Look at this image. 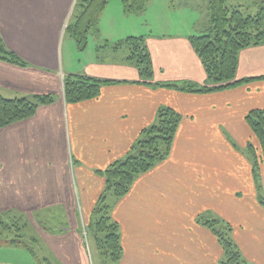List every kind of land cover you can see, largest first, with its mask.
Returning a JSON list of instances; mask_svg holds the SVG:
<instances>
[{"label":"crops","instance_id":"1","mask_svg":"<svg viewBox=\"0 0 264 264\" xmlns=\"http://www.w3.org/2000/svg\"><path fill=\"white\" fill-rule=\"evenodd\" d=\"M76 1L0 0V37L28 63L0 61V94L57 98L0 130V213L16 209L32 216L65 204L75 220L79 211L87 215L105 188L98 172L124 158L159 107L168 105L182 115L170 157L137 179L113 212L123 247L119 264H220L224 250L199 216L229 223L248 264H264V165L257 187L249 145L259 154L260 145L246 122L249 112L264 109V43L240 53L238 77L250 82L211 94L153 88L134 67L97 57L80 72L111 83L96 99L67 104L60 48ZM206 29L194 28L203 34ZM121 38L105 37L103 43ZM147 41L156 82L206 81L186 35ZM42 234L63 264H89L79 231Z\"/></svg>","mask_w":264,"mask_h":264},{"label":"trees","instance_id":"2","mask_svg":"<svg viewBox=\"0 0 264 264\" xmlns=\"http://www.w3.org/2000/svg\"><path fill=\"white\" fill-rule=\"evenodd\" d=\"M111 0H77L75 15L74 38L76 46L83 51L88 45V34L92 29L100 32V20ZM126 15L144 14L148 7V0H122ZM210 23L204 34L191 36L189 41L200 58L206 72V81L196 83L156 82L153 59L144 36L128 37L116 42L115 49L129 46L130 64L136 63L140 78L153 88H167L186 94H211L231 90L251 79H239L240 53L251 47H259L264 43V7L256 15H247L242 10L232 9L228 0H209ZM70 26L67 27V29ZM72 38V39H73ZM76 39V38H74ZM101 46L104 51L106 46ZM105 41V42H106ZM104 42V43H105ZM0 61L20 67L27 66V61L6 47L0 37ZM132 61V62H131ZM111 82L97 79L88 75L70 74L63 78V95L67 104H79L96 99L105 85ZM34 98L35 100H31ZM57 101L55 94L34 95L33 97H17L9 99L0 94V130L18 122L35 116L38 109L44 105H51ZM182 115L175 108L168 105L159 107L155 121L145 128L131 151L122 159L114 161L107 169L98 172L106 180L105 193L100 196L97 211L101 217L90 219V227L95 223V232L104 233L103 239L97 238L101 254L110 257L112 264H119L123 254L120 225L111 217V204H108L107 191L113 192L115 203L129 194L140 176L151 172L160 163L167 160L173 150V144ZM255 138L260 145V154L251 143L249 153L254 159L253 171L257 187H259V164L264 165V109H254L246 116ZM96 211V209L94 210ZM9 212L3 213L7 214ZM21 214V213H20ZM23 215V214H22ZM205 217V216H204ZM17 218V216L13 217ZM206 227L218 237L224 250L220 264H248L233 238V230L229 223L219 219L205 220L198 217ZM48 232L47 229H44ZM87 234V229H84ZM16 238H20L17 236ZM13 245L20 242L11 240Z\"/></svg>","mask_w":264,"mask_h":264},{"label":"rangeland","instance_id":"3","mask_svg":"<svg viewBox=\"0 0 264 264\" xmlns=\"http://www.w3.org/2000/svg\"><path fill=\"white\" fill-rule=\"evenodd\" d=\"M228 6L232 9L242 10L247 15H256L264 7V0H228ZM76 11L78 15L79 9L77 8ZM76 11L72 10L61 37L60 63L62 70L67 72L65 75H69L68 73L82 75L80 67L84 68L86 62H91L97 57L100 60L104 59L109 64L123 63L138 70L136 63L130 64L128 61L131 55L129 46L115 49L114 43L116 42H112L110 46L104 48V51L100 49L101 46L108 43L106 40L103 43L105 37L113 35L122 37L120 40H116L117 43L131 36H144L146 40L151 38L169 39L181 35L190 38L193 36L190 33H193L194 36L203 34L194 28L202 29L211 26L209 0H148L147 10L144 14L139 15H126L122 0H111L99 22L101 24L99 30H103V36L101 37V31L97 33L95 29H92L88 34V45L85 50L81 51L76 46L77 36L74 37L76 39L71 36V34L75 35L73 26L76 22ZM68 26L71 29H67ZM71 68H78L79 72H71ZM144 85L147 84L144 83ZM33 96L22 95L9 99ZM31 100L35 99L31 98ZM235 148L238 152L247 153L244 152L245 148H241L239 145H235ZM78 164L79 162L76 163V167ZM260 168L259 165L257 168L259 176ZM143 176H140L139 179ZM259 184L261 185L260 179ZM102 193L104 194L105 190L101 192L100 196ZM106 195L108 204H111V217L114 219L113 212L121 200L115 203V196L111 191H107ZM100 196L91 211H86L87 215H81L79 211L76 220V215L68 214L69 211L65 204L45 206L41 209L42 212H36L32 216L22 215L16 209L7 214L0 213V264H63L60 262L56 250L49 245L48 239L42 233L52 232L55 235H62L71 233L73 229L79 231L84 238V249H86L89 264H112L110 257L101 254L103 250H99L97 243V238L103 239L105 234L95 232V223L93 227H90L91 218L101 217L97 211ZM147 205L149 206V204ZM79 207L77 202V208L79 209ZM95 209L96 211H94ZM15 216L17 218H13ZM73 219L77 225L73 224ZM137 219L142 221L140 218ZM130 223V218H124V224ZM44 229H47L48 232ZM84 229H87V234ZM17 236L20 238H16ZM13 239H17L20 243L13 245L11 243Z\"/></svg>","mask_w":264,"mask_h":264}]
</instances>
